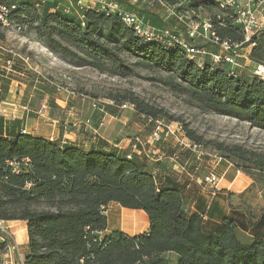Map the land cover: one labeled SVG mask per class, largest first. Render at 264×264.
<instances>
[{"label":"trees","instance_id":"trees-1","mask_svg":"<svg viewBox=\"0 0 264 264\" xmlns=\"http://www.w3.org/2000/svg\"><path fill=\"white\" fill-rule=\"evenodd\" d=\"M163 1L181 14L206 13L222 39L245 41L234 10L221 8L217 0ZM6 2L16 6L13 23L33 29L42 45L61 58L124 76L133 73L124 55L131 56L147 68L165 72L164 82L199 110L264 129L261 77L232 74L227 65H213L208 59L198 62L178 45L137 36L117 13L92 9L81 11L80 17L62 10L68 0ZM125 4L152 25L168 27L155 9L126 0ZM252 42L256 43L250 49L252 61L264 65V29ZM123 99L133 103L138 113L174 120L133 93ZM184 127L187 136L201 144L202 136L187 124ZM94 139L96 146L87 148L33 136L11 128L0 116V221L27 223L25 264H264V233L256 231L251 217L243 222L227 215L219 202L209 207L198 203L191 210L187 184L167 165L157 161L153 168L160 167L161 173H155L145 156L129 158L130 151L109 149L106 141ZM217 146L243 171L264 170V153L237 144ZM112 202L144 211L148 230L106 232ZM246 228H252V237L242 240L239 231ZM9 241H0V264ZM169 255L175 256L174 263Z\"/></svg>","mask_w":264,"mask_h":264},{"label":"rangeland","instance_id":"rangeland-1","mask_svg":"<svg viewBox=\"0 0 264 264\" xmlns=\"http://www.w3.org/2000/svg\"><path fill=\"white\" fill-rule=\"evenodd\" d=\"M183 4L184 2L180 6ZM139 6L155 9L165 20L167 26L175 28L181 35L185 34V23L180 22L174 15L177 13L176 7L166 3L162 4L157 0H146L141 2ZM258 9L259 15L264 19V2L260 3ZM186 16L184 20L198 21L208 19V15L204 12L198 14L188 12ZM6 32L8 31L3 26L2 28L0 27V34H3L2 39L6 38ZM20 34L29 38L33 36L36 41L43 44L38 39L36 32L28 26ZM44 47L46 52L53 56H51V60L46 61L42 60L38 54L36 55L37 57L34 59L37 65L35 68V79H37L38 84L50 88V96L53 97H49L48 102H46L51 107L49 116L60 117L62 108L68 107L69 104L70 107L74 108V113L77 111L80 113L82 109L87 111L86 108L89 107L92 111L91 104L94 99L99 100L106 105L105 110L108 114L104 118L105 122L101 126L102 130L106 127L114 128L115 126V135L123 139L128 138L129 145L137 140L142 141L144 143L145 159L161 157L162 159L159 162L165 163L172 173L178 178L185 180L183 181L184 184H188L185 188L194 190L193 201L197 203L199 199H203L202 202L207 206L219 202L227 215L238 217L243 222H246L248 217H251L256 224V231L264 233V170L252 169L248 173L243 171L236 163L226 158L224 152L217 146V143H225L230 146L237 144L262 154L264 153V129L261 130L248 122L234 117L199 110L188 101L186 95L173 91L171 86L164 82L168 77L165 72L147 68L131 56L124 55L128 65L133 68V73L122 76L101 71L80 61L61 58L45 45ZM240 62L245 64V59L240 58ZM254 70L253 65L246 64L245 70L243 69L241 73L253 76ZM129 93H133L154 108L156 107L169 113V115H173L174 121L182 122L183 126L187 124V127L195 131L198 136H202L201 144L197 142L201 145L199 149V152L202 153L201 158L196 157L195 152L191 150H182L178 143L171 156L172 159L165 158L168 153L163 149L166 143L162 139L157 141L156 144L148 142L151 140L156 128L147 122V115L138 113L134 107L125 108V110L120 108L125 102L131 103L129 100L123 99ZM41 94L39 93L38 97L36 96L38 103L36 104V101H33V107L38 105L41 108L43 105L42 100H44V97ZM57 98H66L70 102L62 107L55 100ZM110 100H114L115 105H107ZM111 108L114 109V113L110 112ZM97 113L98 116L95 119L90 113L89 115L87 114L88 116L84 119V122L86 123L90 119L89 126L93 128L100 127V120L105 114ZM35 115L37 116L38 114ZM162 117L168 120L167 117ZM85 123L84 126L87 124ZM66 126L69 128V124ZM87 129L89 130L88 134L90 132L94 134V130ZM110 132H112L111 129L107 132V135ZM115 135H111L112 138ZM219 156L223 157V159L220 160ZM237 172H241V177L251 181L248 189L242 193L235 191L234 183L233 185L230 184ZM210 173L222 176L218 186H211L210 183L205 181V177ZM231 192L232 196L229 194ZM138 211L125 209L120 205L113 204L112 209L107 211L110 220L109 228L123 229V231L130 233L139 231L147 225L148 219L145 214L138 216ZM246 229L239 231L242 240H249L252 237V230H250L252 228ZM23 232V226L11 227L7 222L2 223L0 226V241L10 239L8 246L16 243L25 258L28 242L24 247L22 243ZM3 252L1 257L4 254ZM169 259L174 263L175 259L171 255H169Z\"/></svg>","mask_w":264,"mask_h":264},{"label":"built area","instance_id":"built-area-1","mask_svg":"<svg viewBox=\"0 0 264 264\" xmlns=\"http://www.w3.org/2000/svg\"><path fill=\"white\" fill-rule=\"evenodd\" d=\"M131 5H137L146 0H126ZM162 4H165L163 0H157ZM221 8L231 7L235 12V20L241 25L243 33L245 35V41L243 43L233 42L232 40L222 39L214 28L212 21L207 20H184L185 13L174 14L180 22H184L186 26L185 34L181 35L175 28L172 27H158L148 22L143 15L138 11L130 10L126 7L125 0H68V2L62 6V10L65 12H73L81 17V11L98 9L106 14L117 13L121 20L129 27L134 29L137 36L145 38L147 40L155 39L163 44H175L180 46L183 50L188 52L192 58L199 61L206 59L215 65L225 64L228 66L229 71L232 74L241 73L246 64L254 66V75L264 79V65L255 64L251 57V48L256 44L252 42L253 36H258L260 31L264 29V19L259 15L260 3L264 0H217ZM170 5V4H169ZM175 7L173 5H170ZM16 8L6 0H0V26L5 29H14L18 32H23L26 27L16 25L13 23L11 16L13 10ZM84 24V22H82ZM85 25V24H84ZM250 42L248 46L245 43ZM216 46V49L211 50L208 48ZM14 59L7 61L8 67H13L15 59H21L28 65L31 64L32 59L30 56L23 55L19 50H8ZM240 58L245 59V64L240 62ZM107 105H115L114 100H110ZM135 108L133 103L125 102L120 108ZM92 111L105 114L100 120L99 126L104 125V118L108 115L105 110L106 105L99 100L94 99L91 104ZM147 122L154 125L155 132L151 136L150 143H155L164 138H170L173 136L176 143L181 146L182 150H191L195 152L196 157L201 158L202 153L199 152L201 145L191 140L185 131V127L180 121H168L164 117L146 116ZM90 119L86 122L90 123ZM22 132H26V129H22ZM71 141L68 138L63 139V142ZM131 151L128 153V157L136 154L139 157L144 156V143L142 141L131 142ZM159 151V149H158ZM220 160L223 157L219 156ZM222 179V176L210 173L205 177V181L210 183L211 186H218ZM110 208L107 209V211ZM3 221H0V226ZM4 230V229H3ZM1 238V237H0ZM4 254L1 257L2 264H25V258L20 252L18 245L12 243L9 245Z\"/></svg>","mask_w":264,"mask_h":264},{"label":"crops","instance_id":"crops-1","mask_svg":"<svg viewBox=\"0 0 264 264\" xmlns=\"http://www.w3.org/2000/svg\"><path fill=\"white\" fill-rule=\"evenodd\" d=\"M6 30L8 31L5 34L6 38L2 40L0 39V116L6 118L8 126H10L11 128L14 127L17 131L21 128H25L27 132H29L33 136H43L47 139L63 140L65 138H68L71 140V142H74L78 145H84L87 148L91 147L92 145L96 146V144H93L95 143L94 140H97L94 139L95 135L97 138H101L102 140L106 141L109 145V149L116 147L122 150L131 151V145L128 144V138L123 139L122 137L115 135V126L114 128L106 127L102 130L101 127L97 126L93 128L92 126H89L84 122V119L89 115V113L94 119L98 116V113H93L90 110V107L86 108L87 111H84L82 109L80 113L78 111L74 113V108L72 106L70 107V104L68 105V107H64V104L70 102L69 100H67L66 98H57L55 99L57 100V103L64 108H62V111H60V117H57L55 115H53V117L49 116V114L51 113V107L48 106L46 102H48L49 97L53 96H50V88L37 83V79H35V68L37 67V65L34 59L37 57L36 55L38 54L39 56H41L40 58H42V60L48 61L51 60V56L53 55H51L49 52H46L45 47L41 43L36 41L35 37L32 36V38H29L27 36L21 35L20 32L14 29ZM10 49H14L16 51L19 50L23 55L30 56V58L32 59L31 64L28 65L23 60L18 58L15 59L13 67H8L7 61L10 59H14L8 51ZM39 93H42L41 95L44 97V100H42L43 105L41 106V108L38 107V105H35L33 107L32 103L33 101H36V96L38 97ZM37 103L38 102L36 101V104ZM68 109L71 110L68 111ZM34 113L38 115L36 116ZM84 123L87 127L84 126ZM96 123L98 124V122ZM68 124L69 128H67L66 126ZM87 128L94 130V134L93 132H90V134H88L89 130ZM96 129H98L99 131ZM110 129L112 132L107 135V132ZM111 135H115L114 138H112ZM162 141L166 143L163 146V149L168 153V156H166L165 158L172 159L171 156L175 151V148L178 146V144L175 142V138L171 136L170 138L162 139ZM161 159V157L157 159L147 158V166L149 168H153L155 163H157V161H161ZM162 164L166 165L165 163ZM153 171L155 173H161V168H153ZM240 173L241 172H237L230 183L231 185H233L234 183L235 191L237 193H242L243 191L248 189L251 182L249 179L241 177ZM178 179L181 183H184L183 181H185L182 180V178ZM193 193H195L193 189L185 190V194L188 200L187 207H190L191 210H195L198 203L204 204V202H202L203 199H199V202L197 203L193 201ZM113 204L116 203L112 202V204H110L111 208L108 211L112 209ZM143 214L146 215L144 211H138V216H143ZM107 215H109L108 212ZM7 223H9L11 227H24L22 243L25 247L26 243L28 242L26 230L27 223L25 221H7ZM148 228L149 219L147 225L141 228L139 231L127 233L140 234L144 231H147ZM117 229L118 228L110 229L108 227L106 232L110 233L113 232V230ZM23 249L25 250V248ZM171 256L173 259H175V256Z\"/></svg>","mask_w":264,"mask_h":264}]
</instances>
